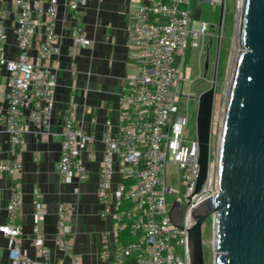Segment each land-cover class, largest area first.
<instances>
[{
    "label": "built area",
    "instance_id": "1",
    "mask_svg": "<svg viewBox=\"0 0 264 264\" xmlns=\"http://www.w3.org/2000/svg\"><path fill=\"white\" fill-rule=\"evenodd\" d=\"M200 1L222 7L226 3V0ZM9 2L15 9L18 56L10 58L5 54L7 12L0 8V68L8 75V107L0 112V129L8 134L13 148L19 150L25 145L27 119L35 132L51 133L58 76L48 61L61 54L63 35L58 31L61 0ZM64 3L71 22L67 54L73 58L81 48L92 44L83 21L88 0H64ZM191 4L192 0H143L129 15L126 45L138 67L134 75L123 81L119 96L123 113L117 131L106 130L102 135L104 148L96 191L103 206L100 215L112 217L117 238L112 247L108 240L102 243L99 255L108 264H191V212L197 203L215 193L210 177L211 158L208 178L196 191L199 142L197 136L189 138L186 133L188 106L185 112L181 110L182 99L193 98L194 94L184 90L186 83L190 86L193 82L186 49L204 47L206 37L210 39L214 33L201 17L194 18ZM35 38L38 48L36 56H32L30 49ZM77 108L78 103L72 97L60 114L61 146L56 170L66 183L85 181L91 175L83 152L91 148L95 136L76 124ZM224 108L225 104L216 106L215 95L212 126L219 124L220 131ZM169 167L175 171L169 172ZM21 169L20 159L13 162L0 159V177L7 174L12 178L7 221L0 223V233L9 240L7 264H83L71 244L74 234L71 218L76 208L69 202L58 205L57 256H51L40 228L46 215L42 202L36 203L32 227L38 257L30 256L22 248L24 228L17 221L22 199ZM115 173L119 174L116 183ZM176 203H179L178 216ZM122 231L134 239L127 243L120 241Z\"/></svg>",
    "mask_w": 264,
    "mask_h": 264
},
{
    "label": "crops",
    "instance_id": "2",
    "mask_svg": "<svg viewBox=\"0 0 264 264\" xmlns=\"http://www.w3.org/2000/svg\"><path fill=\"white\" fill-rule=\"evenodd\" d=\"M142 1L88 0L83 21L92 44L81 48L71 58L67 54V34L71 22L64 0H61L58 19V31L63 35L61 54L48 61L58 76L51 133L46 135L35 132L27 119L25 145L15 150L8 134L0 129V159L8 162L20 159L22 163L19 173L22 185L21 211L17 221L24 228L21 246L32 257H38L33 246L32 232L36 203L42 202L45 205L46 215L40 222V228L45 233V245L51 250V256L55 257L58 255L55 249L58 205L69 202L76 208L71 218L74 253L81 257L83 264H108L99 255L102 243L108 240L112 247L117 238L114 235V220L111 216L100 215L103 206L96 195L104 148L101 138L106 130L117 131L123 113L119 103L123 81L137 72V60L126 45V26L130 12ZM0 8L7 12L4 22L7 34L5 54L16 58L15 9L9 0H0ZM37 48L38 39L35 38L30 49L32 56H36ZM7 79L6 70L0 68V112L8 107ZM72 97L78 103L76 124L85 132L94 134L95 140L91 148L83 152L91 171L90 177L85 181L66 183L59 177L56 165L61 146L60 114ZM26 113L28 109H25ZM107 121H110V125ZM113 180L115 183L119 180L118 173L114 174ZM11 185L12 178L3 174L0 177V223L7 221L6 204L10 198ZM8 254L9 240L0 233V264L8 263Z\"/></svg>",
    "mask_w": 264,
    "mask_h": 264
},
{
    "label": "water",
    "instance_id": "3",
    "mask_svg": "<svg viewBox=\"0 0 264 264\" xmlns=\"http://www.w3.org/2000/svg\"><path fill=\"white\" fill-rule=\"evenodd\" d=\"M224 7L221 8L220 20ZM196 7L194 18L200 19ZM234 61L217 147L218 190L191 212V264H206L203 226L214 221L213 264H264V0H243ZM212 32L215 25L209 24ZM212 44L207 45L205 73ZM216 78L197 97L199 191L208 178ZM178 216L179 203L175 204Z\"/></svg>",
    "mask_w": 264,
    "mask_h": 264
},
{
    "label": "rangeland",
    "instance_id": "4",
    "mask_svg": "<svg viewBox=\"0 0 264 264\" xmlns=\"http://www.w3.org/2000/svg\"><path fill=\"white\" fill-rule=\"evenodd\" d=\"M200 7L201 19L207 24H214V33L212 34V44L208 53L209 65L205 73L204 67L207 58L206 44L209 37L205 39V46L201 45L189 46L186 51L188 54L187 66L193 82L186 83L185 91H191L194 95H198L201 90L208 89L216 78V106H224L226 102L228 85L232 74L235 54H236V29L239 19V0H226L223 18L220 20L221 5H214L208 1L192 0L191 8ZM198 100L196 98L182 99L181 110H189V123L186 133L189 138H196V113ZM219 124H213L211 133V168L210 177L214 192L218 190V174H217V147L220 138ZM169 172L175 171V168L169 167ZM169 200L171 198L169 197ZM203 241L205 251V263L213 264L214 262V221L209 217L203 226Z\"/></svg>",
    "mask_w": 264,
    "mask_h": 264
},
{
    "label": "trees",
    "instance_id": "5",
    "mask_svg": "<svg viewBox=\"0 0 264 264\" xmlns=\"http://www.w3.org/2000/svg\"><path fill=\"white\" fill-rule=\"evenodd\" d=\"M134 238L132 236H129L128 235V232L127 231H122L120 234H119V240L122 241V242H130L132 241Z\"/></svg>",
    "mask_w": 264,
    "mask_h": 264
},
{
    "label": "bare ground",
    "instance_id": "6",
    "mask_svg": "<svg viewBox=\"0 0 264 264\" xmlns=\"http://www.w3.org/2000/svg\"><path fill=\"white\" fill-rule=\"evenodd\" d=\"M242 5H243V0H239V7H240V9H241ZM239 26H240V16H239L238 23H237V29H236L237 34H238V31H239ZM236 40H237V37H236ZM235 42H236V45H235L236 46L235 60H236V57H237V55H238V53L240 51V48H239V46L237 44V41H235ZM217 187H218V185H217Z\"/></svg>",
    "mask_w": 264,
    "mask_h": 264
},
{
    "label": "flooded vegetation",
    "instance_id": "7",
    "mask_svg": "<svg viewBox=\"0 0 264 264\" xmlns=\"http://www.w3.org/2000/svg\"><path fill=\"white\" fill-rule=\"evenodd\" d=\"M192 96H193V97H196V95H194V94H193Z\"/></svg>",
    "mask_w": 264,
    "mask_h": 264
}]
</instances>
